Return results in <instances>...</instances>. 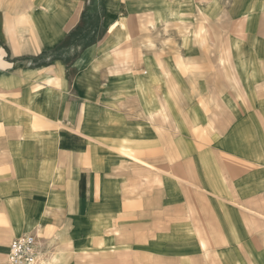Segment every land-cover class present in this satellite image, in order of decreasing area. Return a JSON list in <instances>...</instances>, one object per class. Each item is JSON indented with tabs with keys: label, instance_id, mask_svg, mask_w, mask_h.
<instances>
[{
	"label": "crops",
	"instance_id": "1",
	"mask_svg": "<svg viewBox=\"0 0 264 264\" xmlns=\"http://www.w3.org/2000/svg\"><path fill=\"white\" fill-rule=\"evenodd\" d=\"M135 2L0 0V264L34 231L42 264H264V0L141 63Z\"/></svg>",
	"mask_w": 264,
	"mask_h": 264
},
{
	"label": "rangeland",
	"instance_id": "2",
	"mask_svg": "<svg viewBox=\"0 0 264 264\" xmlns=\"http://www.w3.org/2000/svg\"><path fill=\"white\" fill-rule=\"evenodd\" d=\"M146 1V2H145ZM136 0V17L140 20V24L142 27V33L140 35V38L138 40V56H139V62L141 63L142 58L145 56H148L150 53L156 56L160 57H169L172 55H183L184 53H187V50L181 48L178 40L179 37L186 36V38H190L191 42L193 43L190 48H197V50H200V48L203 49H220L223 47L222 52L225 53V46L228 42L227 36H226V29L222 28L223 26L231 25L233 24L234 27L239 26V21L235 20H226L225 17H222L220 20H216L213 22L214 25H216L217 30H211L206 23H209V17L205 15V7L209 5L210 0H184L185 7L189 6L186 5L187 2H189L190 5H196L199 10L194 15L191 16V20L189 23H198V27L195 28L193 24H188L186 27L179 26L176 23L175 15L170 14L167 16V13H165L168 7L170 6H176L177 4L181 7L182 2L180 0H163V1H153L150 2V0ZM228 1V0H225ZM94 4V0H93ZM98 8V5L93 6L92 8ZM222 8V7H221ZM163 9V10H158ZM229 10V9H228ZM162 16H157L159 12H162ZM160 15V14H159ZM166 17V18H165ZM171 20V22H170ZM174 20V21H172ZM183 23V22H182ZM180 25H183V24ZM197 25V24H196ZM220 28V29H219ZM196 41V46H194V42ZM129 46V45H128ZM130 47V46H129ZM127 47V51L122 48L120 54L125 56V58H129L130 54V48ZM149 48V50H148ZM189 48V47H188ZM226 54V53H225ZM124 58V59H125ZM224 58L226 56H221V61L225 64L227 62L224 61ZM126 63L130 62H123V67H126ZM129 71V68H123ZM139 69H141V66H139ZM37 231L34 232H28L36 234ZM38 255V251H37ZM39 260V255H38ZM39 264H42L40 260L38 261Z\"/></svg>",
	"mask_w": 264,
	"mask_h": 264
},
{
	"label": "built area",
	"instance_id": "3",
	"mask_svg": "<svg viewBox=\"0 0 264 264\" xmlns=\"http://www.w3.org/2000/svg\"><path fill=\"white\" fill-rule=\"evenodd\" d=\"M38 238L36 234L27 233L15 237L8 252V264H39Z\"/></svg>",
	"mask_w": 264,
	"mask_h": 264
},
{
	"label": "bare ground",
	"instance_id": "4",
	"mask_svg": "<svg viewBox=\"0 0 264 264\" xmlns=\"http://www.w3.org/2000/svg\"><path fill=\"white\" fill-rule=\"evenodd\" d=\"M135 158V157H134Z\"/></svg>",
	"mask_w": 264,
	"mask_h": 264
}]
</instances>
